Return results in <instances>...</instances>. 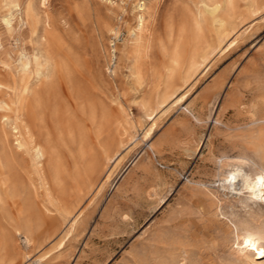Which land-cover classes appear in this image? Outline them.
<instances>
[{
  "label": "rangeland",
  "instance_id": "obj_1",
  "mask_svg": "<svg viewBox=\"0 0 264 264\" xmlns=\"http://www.w3.org/2000/svg\"><path fill=\"white\" fill-rule=\"evenodd\" d=\"M140 1L0 0L3 111L23 118L21 96L41 91L23 84L59 60L84 90L60 127L46 114L54 163L39 176L22 161L29 242L9 219L19 205H0V264H264V0H237L219 31L208 0H144L138 29Z\"/></svg>",
  "mask_w": 264,
  "mask_h": 264
},
{
  "label": "bare ground",
  "instance_id": "obj_2",
  "mask_svg": "<svg viewBox=\"0 0 264 264\" xmlns=\"http://www.w3.org/2000/svg\"><path fill=\"white\" fill-rule=\"evenodd\" d=\"M204 1H206V0H203L202 3H205ZM255 1L256 0H252L253 5L256 4V3H254ZM260 1H262V0H260ZM208 2L210 4L209 6L211 7V10L209 11L211 19L213 22L217 23V30L218 31L222 30L225 26V19L227 17H230L234 13V9L236 7L237 0H208ZM253 5H252V7H253ZM249 7H250V5H249ZM137 9H138L139 14L137 16L136 25H137V28L140 29L142 27L143 21H144V15H143V12L145 10V1L144 0H141L137 4ZM32 10L34 11V9H32ZM253 11H254V9H253ZM48 20H50V19H48ZM5 23L7 25L9 24L8 19H5ZM49 25H50V22L45 20V28L46 29H49ZM40 28H41V26H40ZM40 31H41V29H40ZM39 34H37V35H39ZM193 35H194L195 42L198 44L201 41L202 37L200 34V26L197 23H195V25L193 27ZM44 39L46 41V49L49 53L51 51L52 43H53V38H52V35L50 34L49 30H46L45 35H44ZM206 45H205V47H206ZM201 47H203V46H201ZM205 47L203 49H205ZM39 53H41V52H39ZM41 54H44V53H41ZM176 54H177V52L175 49L174 53L170 59L171 65L169 68H167V71H166L165 77H164V84L166 87L171 86L174 82V66L178 62ZM27 58H28V56H27ZM41 60H42V64H43V62H44L43 57ZM194 63H195V60H194ZM46 64H48V62ZM20 66H24V65L22 64ZM46 67H47V65H46ZM196 67H197V65H196ZM23 68L24 67H22V69ZM34 69H36V68H34ZM25 71H28V68H26ZM21 72H23V71H21ZM77 72H78V69L74 66V64H72L71 62H69V63L68 62L67 63L60 62V60H59V61H56L55 63H52V66L50 67V69L47 67L46 70L39 71L37 73V76H36L37 78L35 81L30 82V80H27L23 85L30 84V85L40 86L41 91L35 94L33 91L29 90L30 91L29 93H25L24 95L21 96V98H20L21 99V101H20L21 107L24 110V117L23 118H20V117L12 118V117L8 116V113L6 111H3V110L10 108V104L7 103L6 107L2 106L3 103H1L2 105L0 104V168L4 169L5 172L7 173L5 178H3V180L0 182V205H2L7 199L10 200L13 204L19 205V208L17 210V214L15 216H13L12 219L11 218H9V219H10V221L13 220L12 225H13L14 234L22 235L23 236L22 238H24V240L26 242H29V233H28L29 231H28L27 224H29V221H31V214H30L31 212L30 211L33 208L32 207L33 204H31L32 201H31V197H30L31 188L29 187V185L27 183L29 181V184H31V181H30L29 177L25 178L24 175L20 174V171H23L22 167H21L22 161L24 160V156L28 154L30 156L31 164L35 168L34 170H36V171H38V173H40L39 176L42 175L41 172L47 163H50V164L54 163L55 148H54L53 141L50 137V134L48 133V131L45 128L46 116H47L46 114L50 113V118H52V121L54 122V124L58 125V127H60L62 125L63 119L69 115L68 114L69 113L68 112V110H69L68 106L78 102V99H80L84 94L83 93L84 92L83 83H82L81 79H79L76 76ZM33 76H34V74H33ZM69 86H72L73 89H75V91L72 89L68 90ZM57 87L64 88V90L66 89L64 96L61 95L60 92L57 91ZM2 89H3V83L0 81V91ZM79 122H80V120H79ZM38 127H39V129H38ZM98 132L100 133V131H98ZM81 143H82V141H81ZM260 166L264 172V157H262L260 159ZM53 171L55 173V169ZM230 176H233V179L235 180L233 182H240L241 183L240 185H239V183H237V184L233 183V185L237 186V188L235 186H233L232 187L233 190L238 189V190L242 191L243 189H247L249 187L248 186L250 184L249 178L245 174L240 172L239 170L236 169V171H235L234 169H232ZM108 178H109V174L105 177V179L108 180ZM251 179H252V177H251ZM43 181L45 183V180H43ZM259 183H261V182H259ZM50 186H51V184H50ZM251 186L252 187L250 189L251 190L250 192H251L252 196L258 198V192L260 191L259 186L255 183H253ZM46 188H47V186H46ZM48 191H49V189H48ZM261 200L264 201V197ZM3 210H4V208H3ZM10 210H12V209L10 208ZM37 210L43 211L44 215H46L45 212L47 209L45 208V206H43V208H41V209H39V207H38ZM6 211H8V210H6ZM9 211H8V214H9ZM3 220H4V218H3ZM22 221H25V222L21 223ZM263 229L264 228L262 227L261 232H264ZM1 230H2V228H1ZM6 231H7V229H6ZM31 235H32V233H31ZM10 240H11V238H10ZM14 242H12V243H14ZM250 262H251V264H256V262L254 260H251Z\"/></svg>",
  "mask_w": 264,
  "mask_h": 264
}]
</instances>
